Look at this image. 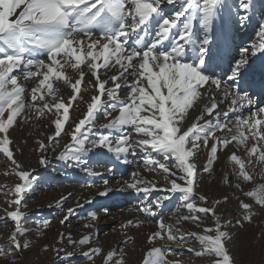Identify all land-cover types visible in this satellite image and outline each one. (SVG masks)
I'll return each mask as SVG.
<instances>
[{"label":"snow or ice","instance_id":"obj_1","mask_svg":"<svg viewBox=\"0 0 264 264\" xmlns=\"http://www.w3.org/2000/svg\"><path fill=\"white\" fill-rule=\"evenodd\" d=\"M258 57H264V0H0V155L7 160L5 175L14 174L19 181L9 190L15 197L6 201L11 210L0 209L5 213L0 224L14 225L0 242V259L14 264L30 247L21 239L30 231L24 227L28 214L21 207L40 179L16 159L12 132L50 113L54 131L47 143L37 141L41 166L50 162L47 153L60 148L56 159L85 175L103 176L89 163L105 157L128 165L135 160L153 172L162 171L167 181L162 187L138 171L129 173L131 182H124L143 197L137 206L140 214L157 223L147 236L149 247L141 264H181L168 257L180 255L189 239L197 240L200 248L187 251L209 257V264H239L229 247L232 236L224 230L232 222L223 224L217 214L230 197L210 201L199 194L198 185L203 174L215 171L219 154L227 152L231 175L225 174L222 182L243 197L237 223L251 224L255 210L264 212V106L248 91L257 83L264 89V61L254 67ZM101 69L113 74L105 78ZM86 75L93 78L89 83L95 94L82 117L72 119L70 111L83 100ZM58 83L71 90L69 97L60 94ZM192 112L199 115L189 123ZM98 114L107 122L98 125ZM64 136L69 140L61 147ZM205 152L206 161L198 165ZM114 169L113 163L107 172ZM103 184L98 195L107 196L112 190L107 180ZM71 195L54 206L62 211ZM174 198L177 208L188 213L175 225L163 219L166 202ZM92 203L88 199L68 208L59 223L64 225ZM88 216L84 226L92 227L97 214L91 211ZM205 217L213 223L199 233L179 227L181 222L200 227ZM143 223L129 220L121 227ZM40 224L49 226L46 220ZM68 236L73 248L92 239L91 234L79 240ZM56 251L58 256L63 253L61 264H71L76 256L66 248ZM80 255L88 260L99 256L102 264H125L116 249L105 253L101 247H89Z\"/></svg>","mask_w":264,"mask_h":264},{"label":"rangeland","instance_id":"obj_2","mask_svg":"<svg viewBox=\"0 0 264 264\" xmlns=\"http://www.w3.org/2000/svg\"><path fill=\"white\" fill-rule=\"evenodd\" d=\"M264 57H258L254 61V67H259ZM101 74L105 78L112 75V72H106L101 69ZM69 74L74 78L76 73L69 70ZM93 78L86 75L82 82L83 100L75 104V110L70 111V118L79 119L86 112L87 102L90 101L92 95L95 94V89L89 81ZM259 80V76L256 77ZM26 86H32L33 82L25 81ZM256 85H259L258 83ZM60 94L65 98L71 95V90L58 83ZM111 86V85H109ZM121 95H124V92ZM248 91L253 95L258 106H264V96L260 92H255V84ZM203 107V104H201ZM117 113H113L116 115ZM198 112H192L189 123H191ZM243 115H248V110H243ZM50 113H47L40 120H30L27 124L21 123L12 132L14 141V155L18 161L28 170H35V175L40 179L35 187L24 196L21 211L27 213L26 220L23 222L24 227L30 231L25 237L30 247L19 253V258L14 261V264H61L63 253L58 256L56 249H67L75 251L76 256L71 261V264H102L99 256L93 260L85 259L80 255L89 247H101L104 252L111 249L117 250V255H123L125 264H141V260L149 247L147 236L157 229V223L150 220L149 217L140 214L137 206L143 199L138 196L134 190L124 187V182H131L129 173L138 171L141 176L155 182L158 187L165 186L167 181L164 179L162 171L153 172L143 166L142 163H137L135 160L131 165L120 162L110 161L108 157L103 160L92 159L89 167L98 173H104L103 176L85 175L81 170L73 169L66 166L63 162L56 159L60 148L54 152L47 153L49 164L47 167L41 166L38 163L40 152L37 151V141L44 140L47 143L46 137L54 131L52 126H49ZM102 114L97 115V123H106ZM225 135L226 133H219ZM69 140L68 136L60 139L61 147ZM242 151V150H241ZM229 153L221 152L219 161L215 163V171L212 175L203 174L198 185L199 194L206 195L209 200L222 199L225 195L230 197V200L222 206L218 211V215L222 217L221 222L227 225L228 221L232 223L224 229L229 231L232 236V242L229 247L235 252L236 260L239 264H264V212L255 210V216L251 224L242 222L243 227L237 223L240 219L238 213V204L243 197L239 192H233V188L229 184L222 182V177L225 174L231 175V164L227 162ZM207 152L201 154L197 159V164L202 165L206 161ZM129 160L133 158L128 157ZM138 160V158H137ZM115 164L114 171L109 174L107 169ZM7 160L3 155H0V185L4 187L0 189V209L8 208L10 205L6 202L14 199V195L10 189L14 188V184L19 182L14 174L5 175ZM107 180V187L111 189L107 196L98 195L104 191L105 185L103 181ZM260 182L258 177L257 183ZM231 183L235 184V178H232ZM123 189V190H121ZM248 187H244L247 191ZM8 194L5 195L4 193ZM72 193L71 197L63 204V210H59L56 203L62 196ZM88 199H92L91 205L85 204L81 209L70 217L69 221L64 225L59 223L63 218L68 208L75 207L77 203L84 204ZM179 204L178 198L166 202L163 210V219L167 224L175 225L176 219L179 216L187 215V211L183 208H177ZM49 205H53L50 207ZM103 208H107L105 213ZM95 211L98 219L92 222V227H85L89 223L90 217L88 213ZM5 213L0 211V216ZM48 221L49 226L43 228L41 221ZM132 220L134 223L143 221L139 227H124L127 221ZM213 223L211 217H205L204 223L197 227L192 222H181L179 227L185 233L201 232L204 226H209ZM14 225L10 222L0 224V242H2L13 230ZM68 233H71V239L79 240L82 236L91 234L92 239L90 244L73 248L67 244L69 239ZM64 234L63 243L60 242V236ZM161 243H168L162 241ZM45 245L48 246L45 251ZM175 246V245H174ZM188 248L199 250V242L195 239H189L182 245L180 255L169 256L170 261L179 260L181 264H209L210 258L206 256L196 257L187 251ZM0 264H13L8 260L0 259Z\"/></svg>","mask_w":264,"mask_h":264}]
</instances>
